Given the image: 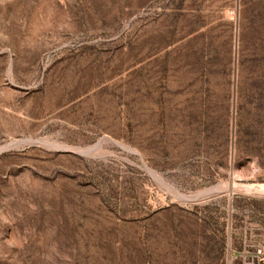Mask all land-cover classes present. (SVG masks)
I'll return each mask as SVG.
<instances>
[{"label": "rangeland", "instance_id": "obj_1", "mask_svg": "<svg viewBox=\"0 0 264 264\" xmlns=\"http://www.w3.org/2000/svg\"><path fill=\"white\" fill-rule=\"evenodd\" d=\"M225 183L264 185V0H0V264H241Z\"/></svg>", "mask_w": 264, "mask_h": 264}, {"label": "built area", "instance_id": "obj_2", "mask_svg": "<svg viewBox=\"0 0 264 264\" xmlns=\"http://www.w3.org/2000/svg\"><path fill=\"white\" fill-rule=\"evenodd\" d=\"M233 260H238L241 264H264V233L259 235L258 242L251 253L245 252V249L237 253H229V261Z\"/></svg>", "mask_w": 264, "mask_h": 264}, {"label": "bare ground", "instance_id": "obj_3", "mask_svg": "<svg viewBox=\"0 0 264 264\" xmlns=\"http://www.w3.org/2000/svg\"><path fill=\"white\" fill-rule=\"evenodd\" d=\"M91 152H92V150H91ZM147 171H149V170H147ZM151 174H154V173H151ZM234 190H241L244 192H251V193H254L256 195L264 196V185H236L234 183L233 184L225 183V184L217 185L215 187L210 188L205 193H223V192H232ZM175 194L177 195V192H175ZM177 196L180 198H183V199H191V200H192V198L195 197L193 195L188 196V197L182 196V195H177Z\"/></svg>", "mask_w": 264, "mask_h": 264}, {"label": "water", "instance_id": "obj_4", "mask_svg": "<svg viewBox=\"0 0 264 264\" xmlns=\"http://www.w3.org/2000/svg\"><path fill=\"white\" fill-rule=\"evenodd\" d=\"M100 144V142H98L95 146H93V148H96L98 145ZM80 153H87L89 150H78Z\"/></svg>", "mask_w": 264, "mask_h": 264}]
</instances>
